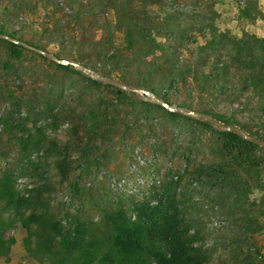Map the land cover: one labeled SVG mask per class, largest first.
Instances as JSON below:
<instances>
[{
	"label": "rangeland",
	"instance_id": "obj_1",
	"mask_svg": "<svg viewBox=\"0 0 264 264\" xmlns=\"http://www.w3.org/2000/svg\"><path fill=\"white\" fill-rule=\"evenodd\" d=\"M122 10L131 27L139 25L132 27L133 50ZM0 30L202 113L210 105L197 90L203 84L188 78L171 85L153 70L167 68L166 54H145L141 38L168 45L176 66L206 73L208 55L198 49L213 35L264 38V0H0ZM16 45L14 56L0 39V179L8 176L15 197L29 202L0 201V264H54L63 235L76 237L84 227L99 235L116 209L135 221L136 205L168 199L206 251L204 264H264V164L236 170L213 125L182 113L189 119L170 117L140 93L119 94ZM244 98L217 99L214 111L264 132L263 116L238 110ZM210 166L225 177L210 174ZM31 213L27 228L22 218Z\"/></svg>",
	"mask_w": 264,
	"mask_h": 264
},
{
	"label": "trees",
	"instance_id": "obj_2",
	"mask_svg": "<svg viewBox=\"0 0 264 264\" xmlns=\"http://www.w3.org/2000/svg\"><path fill=\"white\" fill-rule=\"evenodd\" d=\"M128 13L129 11L122 10V15L127 18L125 29L127 47L133 50L132 27L137 26V30H139V25L132 24L131 27L128 24L130 23ZM0 33H4V31L0 30ZM140 41L144 44L142 52L145 54L154 51L166 54L164 55L165 62L169 64L167 68L163 69L158 66L153 70L162 72L165 79L170 80L171 85L176 80L187 84L188 78H191L196 84H198L197 82L203 84V87L196 88L199 93L206 95L210 105L206 109L199 110L202 113L211 114L224 124H236L233 119L215 112L213 104L221 98H227V101L234 103L235 99L240 100L245 97L244 100L247 102L238 103V110L250 108L260 117H264V38L248 33H243L241 37L228 33L213 35L212 39L206 42V46L198 49L200 54L206 52L208 55L206 73L191 65L176 66L169 58L168 45L158 43L153 38L146 40L145 37ZM8 44L11 54L17 56L20 46L9 41ZM58 67L64 70L71 69L70 66L60 64ZM102 73L112 77L107 72L102 71ZM141 76L144 77V74L141 73ZM85 78L96 85H101L91 78ZM104 86L115 88L111 85ZM149 89L160 95L153 87ZM115 90L119 94L124 93L119 88H115ZM188 92L190 94L189 90ZM242 95L244 96L242 97ZM161 98L171 104L165 94L161 95ZM144 103L150 105V103ZM167 114L173 118L189 119V117L175 112L167 111ZM199 123L212 129L208 123ZM244 130L251 136L264 139V132L259 133L261 131L247 128ZM215 132L221 138L220 150L228 161L237 166L236 170H258L264 164V158L258 157L256 152L261 149L258 145L233 132ZM211 170L210 174L216 177H225L222 176L224 172L220 170V166H213ZM260 176L261 172L256 175L259 183H261ZM15 196L11 179L8 176H3L0 179V201L14 207L29 202L27 198H16ZM135 210L136 220L131 221L123 211L116 209L115 214L107 219L106 231L99 235L93 234L94 229L91 227L87 229L84 227L83 231L80 229L76 237L71 238L68 235H63L58 244V250L53 253L56 255L54 264H150L149 259L155 264H204L207 261L206 251L196 243L194 234L182 225L177 205L172 199L166 200L165 203L160 202L156 206L140 203L136 205ZM35 217L36 215L31 213L28 217L22 218V223L29 228L30 221H33ZM1 224L4 222L0 221ZM54 229L56 233L59 232L58 223L55 224ZM27 248L29 249L30 245ZM48 251L51 252V250Z\"/></svg>",
	"mask_w": 264,
	"mask_h": 264
},
{
	"label": "water",
	"instance_id": "obj_3",
	"mask_svg": "<svg viewBox=\"0 0 264 264\" xmlns=\"http://www.w3.org/2000/svg\"><path fill=\"white\" fill-rule=\"evenodd\" d=\"M0 39H4L7 40L11 43L14 44H19L22 45L30 50H33L43 56H45L46 58L52 60L53 62L60 64V65H64V66H71L73 68H75L76 70H78L79 72H81L82 74L86 75L87 77L91 78L94 81H97L99 83H103V84H107V85H111L114 86L116 88H119L121 90H125L128 92H134V93H140L143 95L144 99L149 101V102H154L166 109H168L171 112H177V113H182L184 115H191L194 116L195 118L205 121L211 125H213L215 128H217L219 131H229V132H233L238 134L241 138L250 141L258 146L264 147V139H261L259 137H255V136H251L247 131H245L244 129L240 128L239 126L235 125V124H224L223 122H221L220 120H218L216 117H214L211 114L208 113H199L197 111L194 110H188L186 108L183 107H177V106H173L171 104H169L168 102H166L164 99L158 97L154 92L146 90V89H142V88H138V87H133L130 86L128 84H124L123 82L104 75L103 73H100L99 71H97L96 69H93L91 67H88L87 65L75 62V61H70L64 58H60L58 55L46 51L44 49H41L37 46L31 45L23 40H20L12 35H8V34H4V33H0Z\"/></svg>",
	"mask_w": 264,
	"mask_h": 264
}]
</instances>
